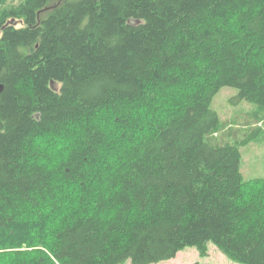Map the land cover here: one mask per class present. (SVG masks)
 <instances>
[{"label":"trees","instance_id":"16d2710c","mask_svg":"<svg viewBox=\"0 0 264 264\" xmlns=\"http://www.w3.org/2000/svg\"><path fill=\"white\" fill-rule=\"evenodd\" d=\"M0 84V264H264L257 132L212 109L264 129V0H0Z\"/></svg>","mask_w":264,"mask_h":264},{"label":"rangeland","instance_id":"374dc122","mask_svg":"<svg viewBox=\"0 0 264 264\" xmlns=\"http://www.w3.org/2000/svg\"><path fill=\"white\" fill-rule=\"evenodd\" d=\"M19 22L16 26L21 27ZM212 109L220 116L225 124V129L219 133V138L235 143L256 133L255 138L247 145L241 146L242 163L241 172L244 181L264 179V129L253 130L257 124L251 119V114L257 109V105L252 102L239 99V90L234 87H224L215 96ZM250 116V117H249ZM243 264L232 260L221 251L214 243L208 244V254L202 255L197 247L189 246L181 250L177 256L171 260L161 261L154 264ZM125 264H131L127 261Z\"/></svg>","mask_w":264,"mask_h":264},{"label":"water","instance_id":"95a60500","mask_svg":"<svg viewBox=\"0 0 264 264\" xmlns=\"http://www.w3.org/2000/svg\"><path fill=\"white\" fill-rule=\"evenodd\" d=\"M130 23H131V24H138L139 21H136V20H130ZM3 89H4V86H3L2 84H0V93L3 91Z\"/></svg>","mask_w":264,"mask_h":264}]
</instances>
